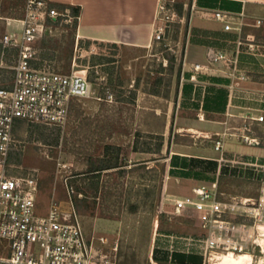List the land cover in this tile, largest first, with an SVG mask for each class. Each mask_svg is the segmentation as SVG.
<instances>
[{
	"label": "crops",
	"instance_id": "0c3cea01",
	"mask_svg": "<svg viewBox=\"0 0 264 264\" xmlns=\"http://www.w3.org/2000/svg\"><path fill=\"white\" fill-rule=\"evenodd\" d=\"M50 1L59 10L62 7L79 9L78 38L115 48L119 64L116 84L124 86L126 80H132L139 92L151 60L160 55L159 41H154L152 35L162 0ZM184 3L185 14L175 22L181 26L179 40L172 46L179 77L174 79L165 105L154 109L139 105L152 113L142 110L146 117L141 116L142 124L133 129L129 139L132 165L146 162L152 167L155 162L149 159L159 156L140 150L147 144L155 147L156 136L136 133L142 129L147 134L163 136V190L173 196H182L180 189L193 195L197 187L218 183L225 159L264 161V157L245 155L235 142L244 140L240 134L251 123L252 134L259 141L257 145L264 144V124L249 121L245 116L249 111L264 113V0H184ZM218 12L227 13L229 19H217L214 15ZM227 24L230 29H226ZM217 52H226L237 59L236 65L213 60ZM197 64L207 69L196 71ZM135 95L139 98L138 93ZM21 122L25 124L16 122L14 136L23 125ZM122 137L120 146L126 142ZM217 141H222L221 150L216 149ZM14 155L10 154L11 165L17 161ZM16 171L13 174L20 175ZM173 235H162L173 239L172 249L163 261L173 263L179 259L189 264H205L204 246L200 241L188 238L192 236ZM174 237L183 249L177 255L173 249Z\"/></svg>",
	"mask_w": 264,
	"mask_h": 264
},
{
	"label": "built area",
	"instance_id": "2783aa9c",
	"mask_svg": "<svg viewBox=\"0 0 264 264\" xmlns=\"http://www.w3.org/2000/svg\"><path fill=\"white\" fill-rule=\"evenodd\" d=\"M217 19L226 21L227 13L218 12ZM62 18L71 24L76 17L61 11L50 0H24L18 17H4L0 4V20L6 26L15 22L21 31H5L4 48L17 50L11 66L14 79L9 88H0V264H117L118 242L107 237H88L76 209L61 211L54 200L47 213H38L39 176L33 172L15 175L10 154L16 148L14 127L17 121L31 125L64 128L74 101L94 95L93 84L86 71L55 72L33 67L38 50L36 44L47 31L50 19ZM79 20V17H78ZM180 20L178 14L160 1L154 20V41L167 35L170 24ZM230 29V25H226ZM77 44L80 39H77ZM215 61L233 62L226 52L213 55ZM196 71L207 69L197 64ZM244 79V78H242ZM99 101L114 102L108 90ZM249 121L264 124V113L251 111ZM240 134L246 143L257 145L251 123ZM222 141L216 142L221 150ZM257 165V164H252ZM255 196L233 195L224 198L217 182L194 189L193 195L170 199L176 214H190L200 229L198 240L204 246L205 264H215L224 255H249L250 264H264V164ZM67 180V179H66Z\"/></svg>",
	"mask_w": 264,
	"mask_h": 264
},
{
	"label": "rangeland",
	"instance_id": "374dc122",
	"mask_svg": "<svg viewBox=\"0 0 264 264\" xmlns=\"http://www.w3.org/2000/svg\"><path fill=\"white\" fill-rule=\"evenodd\" d=\"M166 1H182L184 0H166ZM188 2V1H187ZM21 26L18 23H11L6 26L8 32L21 31ZM63 31V29H62ZM78 33H76L74 55L68 71L63 73H71L73 71H86L89 80L93 84L94 95L92 98L79 99L84 114L95 115L102 102L95 98V95L104 97L102 95V88L107 89L105 93L110 90L114 94V102L110 103L113 110L115 124L112 128L111 137L102 143H98L95 146L93 156L101 157L104 151V145L106 143L114 144L117 146L120 141V135L123 142L121 147L123 148L121 154V162L126 165L127 169L132 166V154L129 144L130 133L136 126L142 124V120L145 114L142 113L141 108L148 106L149 109H154L157 105L166 104L165 98L160 99L154 96H150V93H144L143 87L137 92L135 84L132 80H126V84L123 86L117 83V76L119 72V64L117 58V51L109 45H103L95 43L89 40L80 39L77 44ZM174 51V50H173ZM175 52V51H174ZM114 57L116 59L115 64V87H106L108 83V75L102 71V67L96 65L93 67V61L97 62V58L93 57ZM160 57V55L158 56ZM151 59V58H150ZM154 59V58H153ZM151 60L150 64H153ZM157 63V62H156ZM154 63L153 69L158 70L157 64ZM1 69L13 70L10 66L0 64V79H2L4 73ZM147 73L144 74L143 84L145 85ZM156 75V74H153ZM14 79V77H13ZM7 81V84L11 87L12 81ZM129 81V82H128ZM97 82V83H96ZM129 83V84H128ZM133 86V87H132ZM2 88V87H0ZM164 89V87L162 88ZM104 93V92H103ZM139 95L136 96L135 94ZM145 94V95H144ZM145 110H143L144 112ZM145 113H152L151 110ZM23 125L18 127L15 133L16 148L12 153H15L17 159L14 167L17 174L26 175L28 173L35 172L39 176L40 191L38 195V213H47L52 200L57 204V207L61 211H72L76 209L80 216V220L83 229L88 237H107L110 243L118 242V263L117 264H189L185 261L176 259L175 262L169 263L163 261L170 253L173 244L171 238L162 235H168V232H161L158 230L159 217L162 213H166L172 221L183 220L184 218L194 219L190 214H176L173 206L170 203V199L174 196L169 195L167 191L163 190L165 184V163L160 162V180L159 191L156 200L155 214L152 215L148 208L142 207L137 213L131 212L130 204L136 202V196L133 195L129 201L127 199L126 189L128 188L129 179H120L117 172L103 173L101 179V185L97 197H94V185H86L83 193L78 195V199H82L80 207L74 206L71 196L77 195V188L72 187L74 193L70 192L67 186L69 179L73 177L75 173V157L68 153V141L72 131L75 129L77 122L71 115L67 125L64 128L46 127L42 125H31L28 123H22ZM143 131L144 137L148 134ZM58 142L56 138L58 137ZM150 136V134H149ZM148 136V137H149ZM238 143L241 152L247 156H260L264 157V144L263 145H250L244 142V140L235 141ZM235 144V145H236ZM246 160H254L246 161ZM252 163L257 165H252ZM264 164L262 159L258 161L256 159H225L219 175L223 178L218 182L219 189L224 193V198H228L233 195L239 196H255L257 194L261 165ZM155 165V163H154ZM80 167V166H79ZM67 179V180H66ZM207 187H211L210 183H207ZM123 191V193H121ZM72 193V194H71ZM179 193L182 196L191 194L190 191L180 189ZM122 195V200L119 201ZM173 236H198L187 233H169ZM175 238L174 247L179 254L183 249L178 246ZM178 246V247H176ZM180 250V251H179ZM127 257V258H126ZM236 258L242 264H250L251 257L249 255H240ZM182 259H186L185 257ZM188 261H194V258H188Z\"/></svg>",
	"mask_w": 264,
	"mask_h": 264
},
{
	"label": "trees",
	"instance_id": "16d2710c",
	"mask_svg": "<svg viewBox=\"0 0 264 264\" xmlns=\"http://www.w3.org/2000/svg\"><path fill=\"white\" fill-rule=\"evenodd\" d=\"M24 0H0L1 10L4 17H18L22 13ZM169 8L173 9L179 17L185 14V3L182 1H167ZM61 11L68 12L76 19L71 24L64 22L62 18L50 19L47 23V31L44 37L37 42L36 49L38 54L32 61L33 67L37 69H47L55 72H65L70 68L74 55V45L78 28V17L80 11L73 7H62ZM63 29V31H62ZM181 26L179 23H172L168 29L164 39L159 41L160 57L153 59L158 70L153 69V64H149V69L143 86L144 93L154 95H162L165 99L170 97L171 87L174 79H178L179 71L176 66L177 56L172 46H175L179 40ZM6 31V22L0 20V64L13 66L17 58V50L14 48H4L2 38ZM97 58V62L93 61L92 65L102 67V71L108 75V83L106 87H115V64L114 57H93ZM167 62L164 65V62ZM5 76L0 79V87L9 88L7 81H11L14 77V71L10 69H1ZM156 74V75H153ZM97 83V82H96ZM164 87V89H162ZM105 87L102 88V95L106 97ZM104 92V93H103ZM115 107L109 105L106 100L101 104L99 111L95 115H86L82 109L79 100L73 102L71 107V115L75 118L76 127L72 131L68 141V153L75 157V173L68 180L67 186L70 192L74 193L73 186L77 188V195L71 196L74 206L80 207L82 199H78V195L83 193L86 185H94V197L100 189V183L103 173L117 172L120 179H129L127 199L130 201L135 194L136 202L130 204L131 212L137 213L140 208L145 207L154 215L156 200L159 191L160 180V162L163 161L161 150L163 147V136L148 133L150 136H156L157 142L155 147L149 144L141 148L140 152L156 154L157 158L149 159L155 162V165L149 167L146 162L137 163L130 169H127L121 162V154L123 148L114 144L106 143L104 145L103 155L94 157V149L98 143L106 142L112 133L115 124L113 110ZM22 123V122H21ZM143 131L138 130L136 135L142 134ZM58 137L56 141L58 142ZM134 150H138L135 145ZM80 166V167H79ZM223 176L219 175L218 182ZM71 193V194H72ZM123 193V191L121 192ZM121 195V194H120ZM121 201L122 195L119 196ZM158 230L168 233H187L198 235L200 229L196 225L195 219L184 218L183 220L172 221L166 213H162L159 217ZM127 258V257H126ZM126 264V260L124 261ZM163 264V263H162Z\"/></svg>",
	"mask_w": 264,
	"mask_h": 264
},
{
	"label": "bare ground",
	"instance_id": "6f19581e",
	"mask_svg": "<svg viewBox=\"0 0 264 264\" xmlns=\"http://www.w3.org/2000/svg\"><path fill=\"white\" fill-rule=\"evenodd\" d=\"M215 264H242L237 258L236 255H224L222 256L219 261Z\"/></svg>",
	"mask_w": 264,
	"mask_h": 264
}]
</instances>
